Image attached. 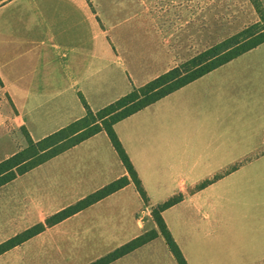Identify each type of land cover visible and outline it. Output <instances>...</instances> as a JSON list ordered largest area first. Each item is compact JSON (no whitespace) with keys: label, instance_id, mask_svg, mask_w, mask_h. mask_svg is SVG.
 Masks as SVG:
<instances>
[{"label":"crops","instance_id":"obj_1","mask_svg":"<svg viewBox=\"0 0 264 264\" xmlns=\"http://www.w3.org/2000/svg\"><path fill=\"white\" fill-rule=\"evenodd\" d=\"M133 4L0 0V161L26 146L20 131L38 141L82 118L83 101L95 112L201 52V37L174 32L190 18ZM112 128L147 203L129 181L0 264H90L152 230L107 264H176L150 214L175 195L161 217L186 264H264V43ZM126 175L103 131L62 151L0 187V244Z\"/></svg>","mask_w":264,"mask_h":264},{"label":"trees","instance_id":"obj_2","mask_svg":"<svg viewBox=\"0 0 264 264\" xmlns=\"http://www.w3.org/2000/svg\"><path fill=\"white\" fill-rule=\"evenodd\" d=\"M249 1L258 16L257 22L197 53L144 85L133 87L129 93L95 112L91 111L83 101L85 115L82 118L38 141H32L25 131L22 130L25 135L26 146L0 161V187L100 131L106 133L122 165L126 169L127 175L112 181L101 189L77 201L75 204L61 209L47 217L43 222L0 244V253L21 244L23 241L42 232L45 228L62 221L99 199L124 187L129 181L134 184L143 202L147 203L140 181L113 131V124L244 52L264 43V7L260 0ZM205 184L201 183L196 188L203 187ZM181 198V195L172 196L152 207L150 211L158 232L163 237L176 264H186V261L166 229L161 212L179 202ZM156 236L157 232L155 230L146 232L90 264H107L145 244Z\"/></svg>","mask_w":264,"mask_h":264},{"label":"rangeland","instance_id":"obj_3","mask_svg":"<svg viewBox=\"0 0 264 264\" xmlns=\"http://www.w3.org/2000/svg\"><path fill=\"white\" fill-rule=\"evenodd\" d=\"M129 1H132V5L127 7L128 15H132L134 14L133 3L135 0ZM148 1H153L155 5L159 4L160 6L147 8L146 11L149 13L154 11L165 15L167 11H174L176 18H190L191 23L189 24L182 22L173 24L174 32L180 33L181 30L182 35L180 37H185L186 39L189 36L191 43H193L196 37H201L199 45L194 41L197 44L196 46H200L201 51L258 21V16L249 0H200V2L199 0ZM167 1H174V7L167 8ZM260 1L264 7V0ZM184 28H186L185 31ZM20 134L25 138L23 131H20Z\"/></svg>","mask_w":264,"mask_h":264}]
</instances>
